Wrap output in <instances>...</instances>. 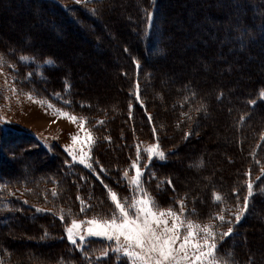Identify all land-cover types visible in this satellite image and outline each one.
I'll use <instances>...</instances> for the list:
<instances>
[{
  "label": "trees",
  "instance_id": "obj_1",
  "mask_svg": "<svg viewBox=\"0 0 264 264\" xmlns=\"http://www.w3.org/2000/svg\"><path fill=\"white\" fill-rule=\"evenodd\" d=\"M194 3L205 12L182 13L186 0H27L37 13L25 30L3 21L0 69L24 93L87 118L95 143L89 169L0 117V264H126L112 242L74 245L66 228L108 218V189L131 199L123 173L132 172L138 147L144 187L161 208L178 211L182 200L189 219L212 222L218 233L231 228L217 239L228 264H264V0ZM54 30L88 35L85 51L108 67L102 86L82 77L96 59L69 62L84 47L49 43L44 33ZM146 143H158L165 159L145 167Z\"/></svg>",
  "mask_w": 264,
  "mask_h": 264
},
{
  "label": "snow or ice",
  "instance_id": "obj_2",
  "mask_svg": "<svg viewBox=\"0 0 264 264\" xmlns=\"http://www.w3.org/2000/svg\"><path fill=\"white\" fill-rule=\"evenodd\" d=\"M21 61L28 63L35 58L21 56ZM3 56H0V65L5 63ZM44 64L53 65L51 59L45 60ZM33 73H28L31 77ZM70 87V85L68 86ZM139 85L137 84V89ZM15 91V90H13ZM59 96V94H56ZM138 95V93H137ZM264 97V92L261 93ZM28 99L53 109V114L68 119L71 123L77 124L79 121V131L70 138L73 145H87L89 151L85 152L83 147L80 148L79 163L84 164L91 169L93 165L87 163L90 159V148L95 143L91 132L85 129L87 118L77 117L68 112L56 109L47 100H36L33 96L28 95ZM70 103V101H65ZM99 123H103L100 121ZM155 132V129H153ZM80 132H84L81 137ZM66 151L72 156L73 160H77V154L74 147H67ZM147 153V163L152 158L165 159V153L160 150L159 144L144 149ZM141 158L140 149L137 148V159L132 162L134 175L129 178L128 171L123 173L125 180L131 186L133 195L131 199L128 197L120 198L118 194L108 189L109 198L113 202L115 211L108 218L93 217L88 220L77 221L73 219L70 226L66 228L67 238L72 244H77V239L83 242L86 236L82 234V229L88 237H101L109 241H114L116 247L112 250L122 255L126 264H228L217 254V232L213 230L210 224L201 225L185 215L184 202L178 201L179 210L172 208L163 209L156 202L155 198L144 187L142 180L143 171L139 161ZM171 185V181H166ZM107 187V186H105ZM248 195L252 194V184L248 183ZM56 195L55 191L52 193ZM79 199V198H78ZM219 203L222 197L219 194L214 196ZM247 199L245 197V208L247 207ZM81 211H84L85 205L81 201ZM90 207V205L88 206ZM190 214H195V210H190ZM61 219L64 217L61 216ZM214 219L225 222L223 214H219ZM238 221L240 215H236ZM171 221V223H170ZM230 223V221H228ZM87 225L85 228L84 226ZM231 235V228L227 232L219 233L220 239ZM107 255V252L104 253Z\"/></svg>",
  "mask_w": 264,
  "mask_h": 264
},
{
  "label": "rangeland",
  "instance_id": "obj_3",
  "mask_svg": "<svg viewBox=\"0 0 264 264\" xmlns=\"http://www.w3.org/2000/svg\"><path fill=\"white\" fill-rule=\"evenodd\" d=\"M76 1L82 2V1H87V0H76ZM194 1L195 0H186V3H187L186 5H188V8H185L184 11H182V13H187L188 12L187 9L193 12L194 10H197L198 8L201 9V12L203 11L205 12V9H203L204 4L194 3ZM36 13H37V10H34V8L32 9L28 6L27 0H22L21 3H16V4L10 1H1L0 2V31H2L1 29L3 28L4 20H5V24L9 28H13V30H25V28L29 26V17L35 15ZM204 22L206 21H203V23ZM68 27L69 26H67V28L64 27V32L68 29ZM198 31H199V28H198ZM31 34H34V33L32 32ZM57 34L58 33L55 30L54 32L53 31L47 32V34L44 33L49 43L54 44L55 43L54 39L55 37H57L59 39V40L57 39L59 42V45L67 46L69 43H74L78 45V47L79 46L84 47L82 48L83 49L82 53H79L78 48H77V51L71 54V56L69 57L71 61H69L68 59L69 54L67 55L65 52L60 51L59 53L63 57H65L66 60H68L69 62L71 63L72 62L74 63L82 62L83 63L85 60L92 59V61H94L96 59V58L90 57L89 53L85 51L86 45H87V40H85V37L89 40L88 35L86 33L85 34L83 33L85 36H83L82 34H73L72 36H68L65 34L60 37H58ZM184 51L185 49L183 50V52ZM95 61H96V67L90 66L87 68L89 70L90 75H86V76L84 75L82 77H84L86 81L89 83H96V84H100L99 86H102V84L105 83L106 77L102 76L101 71H104L103 69L108 70V67L105 65L104 66L101 65L102 62L104 61V59L102 58H98ZM195 66L196 68H199L200 63L195 64ZM205 78H207V76ZM112 80L113 78L109 79L108 83H110ZM28 95L33 96L34 99L36 100H45V99L36 97L35 95L24 93L23 91H21L16 86L13 79L9 77L8 75H6L3 72V70L0 69V117L2 121H4L8 125H15L19 128H23L29 131L34 136L39 138L47 146L57 144L61 148H63L65 151L67 147H74L76 154H77V160H74V161L78 162L79 155L81 154L80 148L83 147L85 152L89 151V147L87 145H73V142L70 138L72 135H75L78 133L79 121L77 122V124H73L68 119L59 117L58 115H54L53 109L48 108L46 105L41 106V104L35 103L29 100ZM46 100L48 101V103H51L54 106V108L61 109L62 111L68 112L58 107L55 103L49 101L48 99ZM85 129L89 130L86 124H85ZM80 135L81 137H83L84 132H80ZM153 145H154L153 143H148V144L146 143L142 145L141 148L144 151L145 148L153 146ZM87 163H91V148H90V159L87 160ZM143 174H144V171H143ZM133 175H134V170H132V172H128L129 178H131ZM191 179H192L191 177H188V180H191ZM185 215H186V211H185ZM77 221H81V220H77ZM196 223H199V222H196ZM199 224L212 225L213 230L217 232V239H218V234H219L218 230L216 229V227L214 226L212 222L199 223ZM84 227L86 228L87 225H85ZM82 234L86 236V239L82 243H84L89 238L104 239L101 237H88L86 235V232L83 231V229H82ZM107 241L112 242L114 248L116 247V244L114 241H109V240ZM77 242L80 243L81 241L77 239ZM262 244H263L262 250H264V237H263Z\"/></svg>",
  "mask_w": 264,
  "mask_h": 264
}]
</instances>
